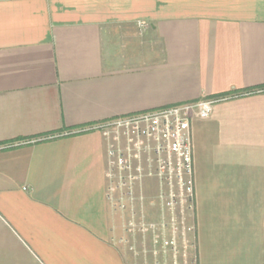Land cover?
Listing matches in <instances>:
<instances>
[{
    "label": "crops",
    "instance_id": "1",
    "mask_svg": "<svg viewBox=\"0 0 264 264\" xmlns=\"http://www.w3.org/2000/svg\"><path fill=\"white\" fill-rule=\"evenodd\" d=\"M206 98L195 264H264V0H0V264H152L118 241L99 125Z\"/></svg>",
    "mask_w": 264,
    "mask_h": 264
},
{
    "label": "built area",
    "instance_id": "2",
    "mask_svg": "<svg viewBox=\"0 0 264 264\" xmlns=\"http://www.w3.org/2000/svg\"><path fill=\"white\" fill-rule=\"evenodd\" d=\"M218 98L171 105L104 121L99 125L106 144L108 197L114 209L128 212L124 233L128 239L150 234L152 264H180L185 234L195 235L194 223L186 228L177 218L184 210L193 216L192 140L193 117L207 118ZM153 179L158 220L146 221L143 185ZM139 209H135V205ZM138 231V232H137ZM124 234V235H125ZM124 235L119 242L126 246ZM195 251L196 246L189 243ZM133 248V246H131ZM137 256L138 252H134ZM144 264H148L145 262Z\"/></svg>",
    "mask_w": 264,
    "mask_h": 264
},
{
    "label": "rangeland",
    "instance_id": "3",
    "mask_svg": "<svg viewBox=\"0 0 264 264\" xmlns=\"http://www.w3.org/2000/svg\"><path fill=\"white\" fill-rule=\"evenodd\" d=\"M143 192L145 193V196H146V206L147 208L149 207V203H155L156 201L153 199V196L156 194V187L154 185V181L153 179H146L144 185H143ZM157 203V202H156ZM151 211L152 212H155L157 214V211H158V208H157V211H156V208L155 206H151L150 207ZM183 211L184 214H183V218L181 219V215L178 216L177 220L182 224L184 225V227L186 228L188 225L192 224L193 223V216H192V213H191V210H184L183 208ZM158 220V219H157ZM123 228H130L128 227L127 225V218H126V221L124 223V226ZM138 232V231H137ZM125 234V233H124ZM128 233H126L124 235V237H128L127 235ZM149 233H146L145 235V245H146V248L148 249V238H147V235ZM150 235V234H149ZM120 239V238H119ZM118 239V241H119ZM128 239V238H127ZM129 241L127 242L126 246H125V249H126V252L130 253V254H133L134 255V252H138V247H139V244L143 246V237H142V234L141 233H136V236L133 237V238H130L128 239ZM185 243L183 244L182 241H180L181 245L185 248H182V251H181V255L179 256L180 259H179V262L180 264H195L196 263V258H195V251L189 246V243H193L195 244L196 246V243H195V235L193 234H190V233H186L185 234ZM149 245H151V241H149ZM131 246H133V248H131Z\"/></svg>",
    "mask_w": 264,
    "mask_h": 264
}]
</instances>
